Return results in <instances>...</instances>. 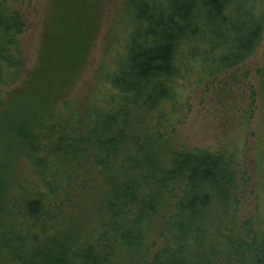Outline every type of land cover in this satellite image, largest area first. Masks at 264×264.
I'll return each instance as SVG.
<instances>
[{
  "label": "trees",
  "instance_id": "trees-1",
  "mask_svg": "<svg viewBox=\"0 0 264 264\" xmlns=\"http://www.w3.org/2000/svg\"><path fill=\"white\" fill-rule=\"evenodd\" d=\"M17 1L0 0V133L15 142L12 154L33 180L0 181V264H264V143L254 214L240 221L249 178L236 153L179 151L163 132L179 117L166 111L177 107L175 82L225 75L251 57L264 33V0H130L124 56L104 75L102 94L97 80L82 104L63 100L66 91L48 79L53 21L39 65L19 86L26 23ZM53 1L63 15L56 23L72 29L76 3ZM79 1L81 33L67 36L63 61L72 74L86 64L103 3ZM259 74L264 93V63ZM97 185L95 219L67 225L79 207L88 209L79 191ZM150 234L160 242L155 250Z\"/></svg>",
  "mask_w": 264,
  "mask_h": 264
},
{
  "label": "rangeland",
  "instance_id": "rangeland-1",
  "mask_svg": "<svg viewBox=\"0 0 264 264\" xmlns=\"http://www.w3.org/2000/svg\"><path fill=\"white\" fill-rule=\"evenodd\" d=\"M129 1L102 0L100 26L90 45V52L85 59L86 64L80 72L72 74L71 68L65 67L63 61L68 60L67 53L70 50L69 44L66 43L67 36L72 38V42L81 33L82 18L85 17L81 12V5L79 4L81 2L79 0H66L64 5L60 6L61 8H69L76 3L75 11L70 12L75 13V25L72 29L66 30L61 24L56 23L55 17L63 15L60 8H57L56 14L53 0H18L15 8L22 12L26 23L25 31L20 37V46L26 68L21 76L19 86L21 87L22 82L39 65L40 45L47 28H45V24H48L49 20L51 23L53 21V26L57 25L58 27L53 28L50 48L45 53L46 62L51 65L48 75V79H52L51 85L66 91L63 94V100H76L82 104L83 100L95 90L100 80L98 93L101 95L104 89V75L112 72L124 56V48L129 42L130 26L134 23L133 14L135 16V13L132 14L129 11L130 7L127 4ZM143 1L145 0H136V2ZM57 51L60 52V55H57ZM263 53L264 33L259 46L251 57L233 71L214 78L203 79L196 78V75L192 74L186 79L175 82L174 101L177 102V107L169 106L166 109L168 112L170 109H174L179 113L173 128L163 131L176 150L234 152L245 165L249 178V189L240 196L238 212L240 221L252 216L256 205L255 196L252 192L256 183V167L264 143V93L259 74L264 63ZM68 78L70 81L67 88L66 81ZM11 89H5L4 98ZM52 101L54 106L60 103V100L54 99ZM45 106L42 107L44 108L42 112L45 111L47 107ZM21 112L24 113L23 108ZM174 116L176 114L169 117L173 118ZM21 127L22 125L18 128L21 129ZM0 135L2 136H0V181L3 180V185L12 181V185L17 184L20 178L31 182L30 180L33 179H28L31 175L26 162L21 158L15 159L12 154L11 149L15 146V142L4 139L3 131ZM79 192L81 204L87 205L88 209L86 210V206L79 207L78 213L73 212L77 221L67 219L65 220L67 225L69 221L72 225H78V221L94 220L95 211L97 212L98 208L102 207L99 200L103 190L98 185L89 192L87 190H80ZM218 206H221V210H226V205L219 203ZM17 224L20 228L19 222ZM6 225V227L10 226L9 223ZM149 238L150 241L153 238L156 242L153 250L160 246L157 236L150 234ZM2 242L3 239H0V245ZM130 261L131 258L122 264H134Z\"/></svg>",
  "mask_w": 264,
  "mask_h": 264
}]
</instances>
